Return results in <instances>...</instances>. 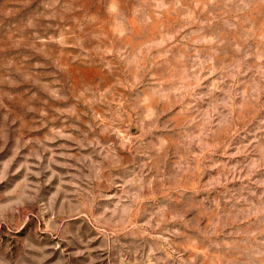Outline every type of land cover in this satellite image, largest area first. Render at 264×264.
Segmentation results:
<instances>
[{
    "label": "rangeland",
    "instance_id": "1",
    "mask_svg": "<svg viewBox=\"0 0 264 264\" xmlns=\"http://www.w3.org/2000/svg\"><path fill=\"white\" fill-rule=\"evenodd\" d=\"M0 264H264V0H0Z\"/></svg>",
    "mask_w": 264,
    "mask_h": 264
}]
</instances>
